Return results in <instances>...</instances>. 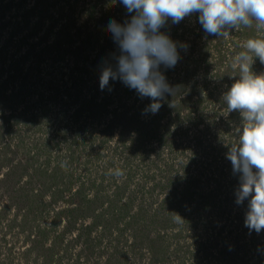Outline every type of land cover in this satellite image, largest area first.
Returning a JSON list of instances; mask_svg holds the SVG:
<instances>
[{"label":"rangeland","instance_id":"obj_1","mask_svg":"<svg viewBox=\"0 0 264 264\" xmlns=\"http://www.w3.org/2000/svg\"><path fill=\"white\" fill-rule=\"evenodd\" d=\"M133 14L112 0H0V264H264L226 158L242 117L223 101L233 57L264 29L220 38L198 13L169 19L160 31L180 59L160 71L174 94L142 114L150 98L99 87L120 55L107 24Z\"/></svg>","mask_w":264,"mask_h":264},{"label":"clouds","instance_id":"obj_2","mask_svg":"<svg viewBox=\"0 0 264 264\" xmlns=\"http://www.w3.org/2000/svg\"><path fill=\"white\" fill-rule=\"evenodd\" d=\"M123 5L131 15L123 24L110 20L107 33L118 45L120 55L115 65L106 64L99 76L103 91L110 80H119L140 98H150L142 114H156L161 101L173 95L174 89L160 71L174 68L180 59L177 43L160 31L167 21L180 23L191 14H199V23L207 35L224 37L240 26L264 29V0H112ZM187 48V45H181ZM244 51L232 59L239 66V79L223 95L229 111L242 117V130L231 144L226 158L231 161L239 186L235 191L237 205L248 200L244 224L249 232L264 230V73L256 75L251 66L258 57L264 63V39L250 38ZM117 177L123 172L114 173ZM250 197V199H249ZM177 222L183 221L174 214Z\"/></svg>","mask_w":264,"mask_h":264},{"label":"trees","instance_id":"obj_3","mask_svg":"<svg viewBox=\"0 0 264 264\" xmlns=\"http://www.w3.org/2000/svg\"><path fill=\"white\" fill-rule=\"evenodd\" d=\"M179 117V115H177Z\"/></svg>","mask_w":264,"mask_h":264}]
</instances>
